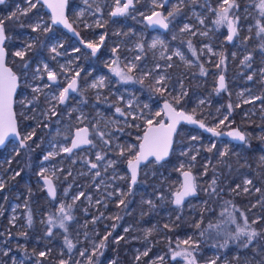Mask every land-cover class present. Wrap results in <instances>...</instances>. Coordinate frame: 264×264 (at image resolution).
I'll list each match as a JSON object with an SVG mask.
<instances>
[{"label":"rangeland","instance_id":"rangeland-1","mask_svg":"<svg viewBox=\"0 0 264 264\" xmlns=\"http://www.w3.org/2000/svg\"><path fill=\"white\" fill-rule=\"evenodd\" d=\"M133 5L129 11L123 15V19L120 22L114 23L111 21V13L116 8V0H82L81 4L71 8L68 13L71 15L73 20L78 24L79 22L86 20L84 23L87 25L88 29L95 30L97 42H99L100 50L102 52L101 56V72L99 76H96V83L103 81L102 86L98 84L96 87V104H98V118L93 126L94 141L97 145L95 150V163L102 165V167L107 168L109 161H115L111 166L110 172L107 175L101 176V185L99 190H92L89 193H85L80 197L79 200L75 202V205L71 209L72 220L66 221V225H73L75 235L69 240L73 244V248L69 251L67 245L65 244V238L68 239V231L65 229L58 228V226L52 227L53 236H55L59 242L57 244L58 256H60V261L73 260V264H86L88 258L93 254L94 247L97 245L95 242V236L101 230H104L108 226V221H114L118 216V211L115 209L119 204V201L123 199L126 195H121V193L129 192V175L127 173L128 160L132 159L138 149L140 139L142 137L141 132L144 131L148 125L145 123V118H150L153 121V125L156 121H161L163 117L161 104L163 102L159 101L160 98H165L170 96L175 98L180 96V99L189 92L190 85L194 82L198 90L193 91L192 102L194 103L193 108H195L198 113L206 114L207 108L211 106V101L214 100L215 96L219 94L216 91L217 78L221 76L218 74L213 66H220V57L222 54L223 47L225 48V37L227 36V26L221 25L217 26L213 23L216 19L217 9L222 2V0H213L217 2L213 4L211 0H184L181 5L179 0H170L167 6L162 5V0H156L157 4L161 7H155L153 0H133ZM242 0H236V2H241ZM247 1V0H243ZM32 3L37 4V0H31ZM121 1V6L123 5ZM256 0H251L243 3L240 7L232 9V13L235 16H239L238 22V34L241 32L242 39L238 44H233L229 58L227 61L228 69L225 74L226 90L221 92H226L230 94L234 101L235 106L239 105V123L245 128V132L248 138H254L255 140L264 141L260 138L264 136V74H262V69H264V51H261L260 45L264 43V40L258 38L255 34V23L257 18V10L253 7ZM29 7L28 0H24L23 4L16 3L14 5V10L19 14L22 11H26ZM179 7L180 10L185 11V17L178 21L172 20L169 17L166 21L169 24L168 31L166 33H161L159 31L150 32L143 22V18L150 16L152 12L158 11L162 16H167L169 12L173 11L174 8ZM43 8V7H42ZM99 9V11H97ZM29 12V11H28ZM27 12V13H28ZM23 16V15H22ZM204 23L201 24L200 20ZM128 20L134 22V27L129 25ZM41 22L44 25H48L52 28L50 23V16L43 9L42 11L35 13L31 17L30 25ZM98 22L101 26H97ZM135 24L139 27L138 33H135ZM185 24L189 25V30L182 32L181 29ZM107 27V29H106ZM251 27L252 31H249ZM31 29V27H30ZM46 33L44 31H41ZM195 32L196 35H192ZM201 33H206V35H201ZM130 34L134 35V39L131 41ZM105 37L104 41L100 42V36ZM223 36H225L223 38ZM249 37V40L245 42L244 38ZM24 44L33 43V38L30 35L24 34L23 38ZM189 42H191L192 48H189ZM27 43V44H26ZM156 44L155 48L151 45ZM243 43V46L241 45ZM25 45H20L15 48L11 54L6 53V61H14L17 57L13 55L14 52L24 50ZM60 45L59 40L51 39L48 44V51H51L53 46L58 47ZM138 45H145L146 48L144 53L148 54V62L141 70L136 71L133 69L128 72V69L124 67L129 58L126 52L129 50L140 51ZM113 48L116 49L115 54L113 53ZM212 50L209 51L208 49ZM193 50L195 55H193ZM179 52L180 55H176ZM250 55L251 59L246 61L244 64L241 63L244 57ZM140 54H135L133 57V62L137 59L136 57ZM171 57V59H169ZM131 60V58H130ZM159 65V67H157ZM171 65V67H169ZM201 67L204 69V74L201 75ZM116 68L124 72L132 79L125 81L117 76L111 69ZM172 69V70H171ZM164 76L165 80L163 83L166 85L161 92H157L154 89L159 87L156 84V80ZM248 76H252L251 80ZM189 80V81H188ZM190 82H192L190 84ZM165 95V96H164ZM256 97H261V99H255ZM22 101L26 104L25 92H22ZM203 101V103H201ZM245 101H249L245 103ZM169 102V101H166ZM170 103V102H169ZM147 105V107H145ZM120 108L125 115L121 116L116 109ZM222 104L218 105L213 112V118L215 120L213 127L216 128L219 121L225 116H228L227 112L222 110ZM161 112L160 116H156L155 113ZM194 115V114H193ZM192 117L194 118L195 115ZM27 117V115H25ZM141 116V119H134V117ZM195 119V118H194ZM164 121V120H162ZM199 122H201L199 120ZM233 123L232 119L225 121L224 124H219V127H227ZM182 131V130H181ZM229 130H225L222 133H226ZM104 133L103 139H101L99 133ZM182 133L187 136L186 146H178L176 151L177 161L173 163L172 168L176 173H182L183 171H191L193 168L192 157H187V151L192 152L195 155L202 153L201 141L202 138L199 134L193 133L189 135V131L183 130ZM196 137V139H193ZM107 140L106 144L104 141ZM180 144V140H178ZM215 141L206 139L202 146L207 149L212 148ZM221 146L220 152L228 149L231 145L226 140H219ZM99 147V150H98ZM103 149L110 153L112 156L101 163V161H96V156L99 153L101 156L104 155ZM17 148L14 146L6 149L0 155V181L4 182L3 169L7 167L10 159L16 153ZM62 151V150H61ZM124 152L121 156L120 153ZM63 153V151H62ZM264 157V152L260 151L258 156V168L253 169L252 175L248 176L246 172L244 179L242 180L243 189L248 187L249 191L242 192L248 193L250 195H255L261 190L256 187L253 178L258 174L262 175V180L264 183V161L261 160ZM65 160V159H64ZM70 163L74 162L75 159H68ZM183 165V167H181ZM86 166V165H85ZM149 168L148 165L144 166L141 170L143 174ZM12 169V168H11ZM41 171V170H40ZM45 171L51 173L58 179L59 170L56 169V164H50L45 167ZM14 170L8 172V176L15 174ZM247 175V176H246ZM251 180V185H245V180ZM176 179H173L175 183ZM207 185V183H206ZM84 188L82 184L80 189ZM73 184L67 183L66 188L62 190L60 194V199L57 203L53 204L51 209L53 221L55 217L58 216V209L61 203L68 205L73 201V197L79 195L80 192L76 190L73 192ZM180 188V182L176 185L175 193ZM67 189V194L65 190ZM86 189V187L84 188ZM259 189L260 191H256ZM146 195L145 191L141 189L138 193ZM112 193V195H109ZM173 196V195H172ZM19 198L18 195H15ZM151 200L153 203L156 198L144 197L141 207L136 213V223L139 228V237L141 236V242L143 243L142 249H136L135 259L136 264H141V260L145 257L142 255L145 251L150 252L151 248L161 242H169L167 230L165 225L170 226L177 218L178 213L176 210L170 209L166 204L165 200L160 201V209L163 214V222H158L154 216L149 215V209L152 207L145 201ZM172 202V197L169 198ZM99 201V203H97ZM117 201V202H116ZM256 206H259L258 200H254ZM26 203L13 201L9 206L7 212V221L11 226L15 225V231H23L27 227L28 214L22 213L21 209ZM3 203H0V216L4 214ZM173 204V203H172ZM174 207V205H172ZM255 206V207H256ZM194 205L192 203H187L184 208L189 210L191 215L195 211ZM44 214V213H43ZM95 217L99 219L94 221ZM44 215L42 219L39 220L40 229L42 230V236H39L37 240L45 241L44 236ZM49 218V217H47ZM58 222V221H57ZM42 223V224H41ZM46 223V221H45ZM55 223V222H54ZM57 224V223H55ZM112 226H110V229ZM264 231V227L262 228ZM104 232V231H103ZM109 232L104 233L107 235ZM222 230L219 228L212 233L210 237L213 242L218 243L222 238ZM6 237L0 240V264H22V258L15 252V245L17 240L10 242L7 237L8 229H6ZM87 234L89 237L87 238ZM192 238L193 242L196 239L195 234L190 232L183 239ZM153 238L155 240H153ZM182 240V241H183ZM89 241L87 247H85V242ZM177 242V241H176ZM178 245V243H176ZM21 246V245H20ZM181 246V245H180ZM36 248V247H35ZM174 250H169L170 255H166L164 252H157L152 257H148L145 260V264H153L157 261L158 257L163 256L164 261L172 260L173 251H181L183 248L177 247ZM40 252H43L42 250ZM85 252L84 256L80 253ZM5 253H7L5 255ZM209 259L216 260L220 258V253L214 252L213 250L209 253ZM137 256L140 259L137 260ZM181 257H176L173 260H180V264H186L185 260H181ZM257 264L255 258L251 255L245 256L241 263L239 264ZM233 264H238L234 262Z\"/></svg>","mask_w":264,"mask_h":264},{"label":"trees","instance_id":"trees-1","mask_svg":"<svg viewBox=\"0 0 264 264\" xmlns=\"http://www.w3.org/2000/svg\"><path fill=\"white\" fill-rule=\"evenodd\" d=\"M23 1L24 0H4L3 3H0V20H4L6 35L9 37V39H7L4 43V48L8 54H11V52L20 45L22 35L28 33L33 35L37 40V46L35 47V51L33 53H44L47 49L48 37L52 34H61V30L59 28L52 27V30L48 33H43L41 31L33 32L29 27V23L31 22L30 19L35 13L42 11L43 8L39 3H37L36 7L29 11L27 15H19L14 10V5L16 3L23 4ZM211 1L213 4L217 3L213 0ZM248 1L251 0H242L241 2H236V4L240 7L243 3ZM81 2L82 0H66L67 12L71 8L80 5ZM13 12L18 14V18L13 20L7 19ZM185 15L184 10H179V12L172 17V20H174L175 23L176 20H182ZM225 44L227 47L224 49L220 57V59H223V63H220L219 67L213 66L215 71L220 75L225 74L228 69L227 61L231 52V46L228 45L226 41ZM29 54L31 53L27 51L25 58L22 61L16 60L19 61V65L18 63H15V61L10 62V60H7V65L10 66L14 73L19 74L20 72H28V69H25L21 62L25 63L26 60H33L35 58L29 57ZM19 66H22L21 70H19ZM191 83L192 82H190V84ZM190 86L189 92L183 97V99H180L179 104H176L174 98H171L170 96L160 98L159 101H169L173 107L176 108V110H181L186 114H194L195 120H200L206 127L209 128H214L213 124L215 120L213 118V112L218 105L222 104V110L227 112L229 119H232L233 123L227 127L222 126L217 131L224 132L225 130L237 127L240 131L245 132V128L239 123V108L235 106L236 103L230 94L226 92H219V94L215 96L214 100L211 101V106L207 108V113L201 114L193 108L194 103L192 102L193 91L198 90V87L194 82ZM229 105L232 106L231 113H229ZM181 130L189 131V135L197 133L202 138L200 143L202 150L201 154L198 152V155H195L192 152L187 151V157H190L191 155H194L195 157V160H191L194 165L190 172L194 175L198 191L197 199L190 201V203L195 206V211L192 215L189 210H185L184 206L186 204L181 208H176L172 206L173 202H170L169 200L175 191L176 185L180 182V173H176L172 168L173 163L177 161V147L180 145H187V136L184 135ZM207 138L215 141L212 136L194 127H187L183 125L179 127L175 134L172 150L168 160L163 164H154L150 162L147 164L149 168L146 169L147 172L145 174L140 171L138 181L133 187H131L132 191L130 193L128 192V194L123 198L126 206L119 205L115 208L117 209L118 216L120 218L118 220L115 219L112 222L109 220L108 226H106L104 230L99 231L95 236V242L98 245L106 236L104 233L111 232V236H109L106 246L99 249L96 252V255H91L93 264H110L111 261H115L116 264L137 263L135 259V250L142 249L143 243L141 242V236L139 237V228L136 223V213L141 207V203L145 196L147 198H156V201L153 203L154 207L152 206L149 209V215L158 219V222H163L162 220H164V213H162L160 209V201L162 200L160 198L161 196L163 197V200L166 201L165 204L170 209L177 211L179 218H177L167 228L165 227L169 242L155 244L151 248L148 255L141 260V264H145V260H147L148 257H152V255L157 252H164L166 255H170L169 250H178L176 248V243L182 241L190 232H193L196 235V239L194 240L196 250L193 254L197 259V264H209L210 259L208 257L210 255V251L213 250L214 252H220V245L213 242L210 238L211 232L216 231L221 224L223 215L222 209L226 201H229L233 207L241 208L245 211H247L253 203V196L242 192V180L244 179L246 172L249 173L247 174L248 176H251L253 169L258 168L257 160L259 152H264V141L248 138L247 144H231L227 149L228 155L221 158V146L219 141H215V147L212 148V151H208L206 147L202 146V143ZM178 140H180V144ZM1 154L2 150H0V155ZM30 158L31 154L28 149V143H26V148H20L18 155L14 156L10 163L16 172L19 171L20 175L15 176V179L12 178L14 175L8 177L5 188L0 189V203H3V209L5 211V213L0 216V240L1 238L6 237L5 233L6 229H8L9 236L7 239L10 242L13 240L18 241L15 245V252L22 258V264H38V261L39 264H60V256L57 254V244L59 240L53 236V233L50 238L45 241H40L37 240V238L42 235V230L38 225L28 223L27 227L24 228L23 231L21 230L20 232H16L15 225L11 226L7 221L9 206L13 201H16L17 198L15 195L19 193H21L23 199L28 203L26 211H30L29 196L32 197L29 192V182L31 183ZM206 165L207 171L205 169ZM214 176L217 178L215 189L218 195L211 194V189L208 187ZM174 178L176 179L175 183L173 182ZM253 181L255 186L257 184L261 186V193L264 194L262 175L258 174L253 178ZM237 185L240 187L237 188ZM141 189L145 191L146 195L140 192L138 193ZM197 223L200 224V228L196 227ZM113 224H116V228L110 229V226ZM209 224H215L217 227L209 228ZM125 228H128L129 231L125 232ZM205 229H207V231H205ZM67 231L69 240L75 235L73 225L67 226ZM201 232H204L203 236L201 235ZM88 237L89 235L87 234V238ZM119 237H123V239H121L119 243H116V240ZM153 240L155 239L153 238ZM263 243L264 240L260 241L258 248L251 249V252L257 255L259 260V263L257 264H264V251H261V249L264 248ZM88 245H90L89 241H86L85 247ZM180 247L183 249L185 248L184 245H181ZM41 250L46 253L44 257H40L38 255ZM180 259L183 260V257ZM216 261L217 264H222L221 258L216 259ZM67 264H73V260L67 261ZM86 264H88V261ZM163 264H180V260L170 259L165 261Z\"/></svg>","mask_w":264,"mask_h":264},{"label":"flooded vegetation","instance_id":"flooded-vegetation-1","mask_svg":"<svg viewBox=\"0 0 264 264\" xmlns=\"http://www.w3.org/2000/svg\"><path fill=\"white\" fill-rule=\"evenodd\" d=\"M65 11H66V18L68 22L72 25L74 32L68 33L62 31L59 28L61 30V34L59 35L52 34L51 36L48 37V41H47V44L50 43L51 39L60 41V45L56 47L57 52H59L60 55L48 51V45L44 53H38V52L33 53L35 51V47L37 46L36 44L37 40L33 35L29 34L30 37L33 38L32 48L30 50L27 49L26 45L24 44V39H22L20 45H25V49H26L25 52L27 51L30 52L31 54H29V57H33V58L35 57V58L33 60L30 59L26 60V63L29 66L27 68L28 72H23V73L20 72L19 74L15 73L18 76V86L14 96L13 111L17 121V131L19 132L21 138L27 136L31 132L35 133L31 139L26 141V143H28V149L31 154V158H30L31 183L29 182V187H30L29 192L32 195V197L29 196L30 211H26V208L28 207L27 206L28 203L26 200H25L26 203L23 205L21 211L23 214L24 212L28 214L27 223H29V217H31V223L34 225H38L39 227H40L39 220L42 219L44 215L46 216V218H44V225L41 223L42 227H44V231H45L44 236L46 237V239L51 237V235L50 236L47 235L49 228V224H48L49 218L53 220L52 215L49 214V210L51 213H53L51 210L53 208V204L59 201L60 194L62 190L66 188V184L68 182L73 184V188H72L73 192L75 191V187H76V190L80 193L82 192V190L85 193H89L92 190H96V187L100 188L97 185L98 184L101 185L100 184L101 176L102 175L108 176L111 169V167L105 168L102 167V165H99L97 169H91L90 164L88 163L94 161L95 150L97 149V145L95 144L94 141L95 136L93 133V126L99 116L98 115L99 106L98 104H96V88L91 87V85L93 83H96V76L97 75L99 76L101 72L102 52L99 47L96 55L93 56L91 54V49L86 48L83 44L80 43L81 40H84L85 42H93L99 44V42H97L96 39L95 30L88 29V27H86L84 24L87 19L79 22L78 24L75 20H73L71 15H69V13L67 12V6L65 8ZM122 16H111V21H115L114 23L120 22L123 19ZM144 19L145 18H143V22ZM128 23L129 25L134 27V22L128 20ZM141 27L142 26L139 27L137 24H135V30H136L135 33H138V29H140ZM75 33H79V36H77ZM130 35H132L131 36L132 39L129 42V44H131L132 40L134 39V35L133 34ZM224 37L225 36H223V38ZM241 39H242V35L240 32L237 37H234V40L231 43H229L226 40L225 41L232 48V45L240 43ZM224 45L226 48L227 47L226 44ZM241 45L243 46V43ZM141 46H142V50L140 48L139 52L134 50H129L126 52V55L129 58V60L124 65L126 69H127V65L134 64L135 65L134 69L138 71L141 70L143 67H145V65L147 64L148 54L144 53L146 46L145 45H141ZM76 48H79L80 51L79 52L74 51V49ZM225 48L223 47L222 52L224 51ZM135 54H140L139 56L140 59L133 62L132 60ZM5 60H6V53H5ZM16 60L22 61L21 58H16L14 61L15 63H18V65H19V61ZM21 64L24 65L25 63L21 62ZM44 64H47L50 70L57 73L58 75L57 84H51V82L47 80L46 72L41 71L40 73H36L37 68L39 67L42 70ZM6 65H7V61H6ZM22 66H19V70L22 69ZM8 67L9 69H11L10 66ZM77 72L80 73L79 77H77V91L76 92L70 91L68 95V99L64 104H59L57 101L52 100L51 97L53 95L58 96L59 92L64 87H67L68 83L75 76ZM34 73H36L35 79L33 78ZM45 83L51 84V87L44 88L43 85ZM37 86H39L42 89V91L40 93H33L32 88ZM216 86H217V82H216ZM22 92H25L26 104L27 101L33 100V103L27 104L26 108L21 104ZM37 96L38 99L34 100V97ZM53 105L55 106V111L57 115H51L49 111V109ZM25 115H27V118ZM161 118L162 120H164V122H166L164 116L163 117L161 116ZM82 128H86L88 130V139L92 143L85 145L83 144V147H81L80 149H74L73 152L70 154L66 152L62 153L61 150L63 147H69V148L71 147L72 139L74 138L77 129H82ZM232 129H228V130L230 131ZM237 129L239 130V128ZM198 130L204 132V129H198ZM144 131L141 132V135H143ZM223 136L224 135H220L218 138H214V137L213 138L215 139V141L216 140L219 141L222 139L226 140L224 139ZM230 144H234V143H230ZM12 146L17 148L16 153L12 156V158L18 155L20 148L22 149L26 148V146L21 147L20 140H18V141H8L6 145L0 150L4 152L6 151V149ZM103 152H104L103 155L104 160H102L101 163L108 160L112 156L110 153H107V151L104 149ZM49 153H55V155L49 160L45 161L43 157ZM12 158L10 159L7 167L3 169V173L5 176L3 183L5 186L8 181V177L15 175V174H12L10 176L7 175L8 172L14 170V167L10 165ZM71 158L75 159V161L72 163H70V161L68 160ZM50 164H56V169L59 170V173L57 174L58 179L55 178V176L51 173V171L49 173L45 171V175L52 179L53 186L56 190V196L54 197V199H51L49 197L46 191V186L43 183V179L41 178L40 175H38L41 169H45V167ZM97 171H99L100 173L99 176H95V173ZM82 184L84 185V188L86 187V189H84L83 187L82 189L79 188L81 187ZM256 187H259L261 190L260 185L257 184ZM17 195L19 196V198H17L16 201L19 203H23L24 199L21 196V193ZM197 197L195 199H197ZM254 200L256 201L258 200L259 206H256L257 203L254 202ZM263 209H264V194L261 193V191L253 195V203L251 204V206L248 208L247 211L241 208L233 207L229 201H226L224 203L222 209L223 210L222 221L220 224V228L223 232L222 238L220 240L221 243L220 245L224 244L225 240H227L228 243L225 247H221V250L219 252L220 258L222 260V264H233L234 262H237L239 264L242 262L244 257L248 255L253 256L257 261V263H259L257 255L251 252V249L258 248L260 241L264 240V236H263L264 231H262V228L264 227ZM242 213L243 215H241ZM245 219L247 220L248 225L250 226L251 229H255L258 233H260V235L256 236L253 239L252 243L249 244L247 248L242 246L243 242L246 240V237H241L240 240L230 239L231 234L235 233L236 228L238 226L244 227ZM233 220L235 222H233ZM57 221H58L57 217H55L54 222L58 224ZM253 221H256V223H252ZM213 232H211V236ZM261 251H264V248L261 249Z\"/></svg>","mask_w":264,"mask_h":264},{"label":"snow or ice","instance_id":"snow-or-ice-1","mask_svg":"<svg viewBox=\"0 0 264 264\" xmlns=\"http://www.w3.org/2000/svg\"><path fill=\"white\" fill-rule=\"evenodd\" d=\"M4 0H0V3H3ZM29 7L26 11H22L19 13V15H27L28 11H31L33 8L36 7L35 3H32L31 0H28ZM179 3L182 5L184 3V0H179ZM153 4L155 7H161L160 4L156 3V0H153ZM66 5V0H57V3L53 4L50 2L47 3V6L49 8H52L53 10V15H52V24H62L65 28H67L70 32H74V29L72 28V25L68 22L67 18L65 17L64 14V9ZM133 5V0H127L126 3H123L121 6V0H116V8L115 10L111 13L112 16H122L125 15L129 9ZM238 5L236 4V0H222L220 3L219 7L215 9L214 11L216 12V19L213 21L214 24L217 26L221 25H226L227 26V36L225 37L226 41L232 42L234 40V37L238 36V22L240 17L235 16L232 13L233 8H237ZM253 7L257 10V18H256V23H255V34L258 38H261L264 40V0H256V3L253 5ZM179 7H176L173 9V11L169 12L167 16H162L160 12L154 11L150 16L145 17L147 19L148 23L150 25H159L162 28H167L168 23L166 21L168 20L169 17H173L175 14L179 12ZM99 11V9H97ZM18 14L16 12H13L11 16H9L7 19L13 20L17 19ZM200 23L203 24L204 21L201 19ZM23 26V25H22ZM97 26H101L98 22ZM31 30L33 32H38V31H44V32H50L52 29L48 25H44L41 22L34 23L30 25ZM87 27V25H86ZM189 30V25L185 24L183 28L181 29L182 32L188 31ZM249 31L251 32L252 29L251 27L249 28ZM77 36H79V33H75ZM192 35H196L195 32L192 33ZM201 35H206V33H201ZM9 39V37L6 35V29H5V24L4 20H0V145H3L5 143V139L7 137L15 136L16 139L20 140V146L25 147L26 146V141L31 139L32 136L35 134L34 132L29 133L27 136L21 138L19 132L17 131V121L15 118V114L12 111V105H13V93L16 92L17 86H18V76L9 68L5 67L4 65V57H5V48H4V43L5 41ZM105 37L103 35L100 36V42L102 43L104 41ZM245 42L249 40V37L244 38ZM81 44H83L86 48L91 49V54L93 56L96 55L100 45L97 43L93 42H85L84 40L80 41ZM156 44L154 43L151 45V47L155 48ZM27 49L30 50L32 48V44H28ZM137 47H140L142 50V46L138 45ZM189 48H192L191 42H189ZM261 51H264V43L260 45ZM209 51L212 49L209 48ZM51 51L56 53L57 55H60L59 52H57V49L55 46L51 48ZM74 51L79 52L80 49L76 48ZM113 53L115 54L116 49L113 48ZM13 55L20 57L21 60L24 59L26 52L24 50L16 51L13 53ZM176 55H180L179 52L176 53ZM193 55H195V51L193 50ZM137 60L140 59L139 56L136 57ZM171 59V57H169ZM251 59L250 55H247L244 57V60L241 61L242 64H244L246 61H249ZM220 63H223V59H221ZM25 69L28 68L27 63L23 65ZM135 65L134 64H129L127 65L128 72H131L134 69ZM159 67V65H157ZM171 67V65H169ZM219 67V65H217ZM112 71L115 72L117 76H120L122 80L128 81L131 80L132 77L128 76L124 72L120 71L119 69L113 68L111 69ZM41 71L47 73V80L51 82V84H57L58 83V75L56 72L50 70L48 68L47 64H44L43 69L41 70L39 67L36 70V73H40ZM262 74H264V69L261 70ZM36 73L33 74V78H36ZM204 74V69L201 67V75ZM80 73L77 72L75 76L70 80L68 83L67 87H64L60 92L59 95H53L51 97L52 100L57 101L59 104H64L66 100L68 99L69 92H76L77 91V77H79ZM253 77L248 76V79L251 80ZM165 80L164 76H160L156 80V84L159 85V87H156L154 90L157 92H161L163 88L166 87V85L163 83ZM51 84L45 83L43 85L44 88H49L51 87ZM102 86L103 81H99L98 83H93L91 87L96 88L98 86ZM221 90H226V85H225V78L223 75L219 77L218 80V87L216 89L217 92ZM33 93H40L42 89L37 86L32 88ZM38 99L37 97H34V100ZM255 99H261V97H256ZM175 103L179 104L180 103V96H177L174 98ZM249 101H245V103H248ZM33 100L27 101V104H32ZM203 103V101H201ZM21 104L26 108L27 104H25L24 101H21ZM147 107V105H145ZM239 107V105H237ZM232 106L229 105V113H231ZM51 115H57L55 111V106L53 105L49 109ZM116 111L121 115H125L123 111H121L120 108H117ZM164 114L167 115L168 117V122L165 123L164 121H156V125L153 126V121L150 118H145V123L148 125V128L145 130L143 137L141 138V144H140V150L139 152L136 153V155L128 160V168L131 172V184H135L137 182V169L138 166L142 161H147L149 157H154L155 162L159 163L160 161L164 160L165 157L168 156L169 154V148L172 145V137L173 134L177 131V124L180 123L181 120L186 121L191 124H197L199 123L200 128H204L206 131L211 132L213 136H220V135H227L232 137L234 140L243 142L244 144H247L248 142V137L246 134L242 133L238 129H233L229 131L228 133H222L220 131H217V128L219 127V124H224L225 121L228 120V116H225L222 120L219 121V124L217 125L216 128H209L206 127L203 122H198L191 115H186L183 111H177L176 108L173 107V105L169 102H165L164 104ZM47 115V113H46ZM156 116H160L161 112L155 113ZM27 118V117H26ZM141 116L134 117V119H141ZM101 139L104 137V133H99ZM193 139H196V137H193ZM261 140H264V136L260 138ZM106 144L108 143L107 140L104 141ZM92 143L88 139V130L86 128L82 129H77L74 138L72 139V145L71 147H63L62 151L66 153H71L73 149L79 147L82 144H90ZM215 147V144L212 145V148ZM212 148L207 149L208 151H212ZM55 155V153H49L43 157L45 161L49 160ZM121 156L124 155V152L122 151L120 153ZM228 155V150L227 148L220 152V157L224 158L225 156ZM193 160H195V157H192ZM104 160V157L101 156L99 153L96 156V161H102ZM261 160L264 161V157H261ZM90 164L91 169H97L98 163L95 162H88ZM115 161H109L107 166L111 167ZM183 167V165L181 166ZM205 169L207 171V165L205 166ZM70 174V173H69ZM20 175L19 172L15 173V175L12 177L15 179V176ZM38 175L41 176V178L44 181V185L47 187L48 195L50 197H55L56 196V190L53 186L52 179L48 176L45 175V169H41L40 173ZM100 173L97 171L95 173V176H99ZM183 175V183L180 185V188L173 193L174 200L172 201L175 205L180 206L184 199L188 196H194L196 195L197 192V184L195 182V178L191 174L190 171H184L182 173ZM217 184V178L214 176L212 181L209 184V188L211 189V194H216V189L215 185ZM245 185H251L252 181L251 180H245L244 181ZM5 187L4 183L0 181V189H3ZM240 186L237 185V188ZM132 191L131 185L129 186V193ZM207 191V190H206ZM244 192H248L249 189L248 187H244L243 189ZM256 191H260L257 189ZM65 194H67V189L65 190ZM84 193L81 192L79 195L73 197V201L71 204L65 205L61 203L58 211V224H55L54 221L49 218L48 224V232L47 235H52V227L53 226H58L61 229H65L67 231V225L66 221H70L73 219L71 215V209L75 205V202L80 199L81 196H83ZM109 195H112V193H109ZM121 195H127V193H121ZM163 199V197H160ZM99 203V201H97ZM145 203L149 204L150 206L154 207V204L151 200L145 201ZM120 205H125V200L121 199L119 201ZM119 206V205H118ZM243 215V213L241 214ZM120 217L117 216L116 219L118 220ZM179 218V217H178ZM99 219V217H95L94 221ZM233 222H235L233 220ZM252 223H256V221H253ZM29 224H31V217H29ZM167 228L168 225H165ZM197 228H200V224H196ZM217 227L216 225L209 224V228H215ZM112 228H116V224L112 225ZM125 232L129 231L128 228L124 229ZM207 231V229H205ZM201 235H204V232H201ZM260 235L255 229H251L250 226L248 225L247 220L245 219V224L244 227H237L236 231L234 234H231L230 239L232 240H240L241 237H246V240L243 242L242 246L247 248L249 244L252 243L253 239ZM111 236V232H109L101 241L98 245L94 247L93 255H96V252L99 249H102L106 246V242ZM123 239V237H119L116 240V243H119L120 240ZM228 241L225 240V243L220 245V247H225L227 245ZM65 244L67 245L69 251L73 248V244L71 243L70 240L65 238ZM180 245H184L185 248L182 249L181 251H173L172 252V257L175 259L176 257H183L185 260L186 264H197V259L194 256V251L196 250V245L193 242L192 238L189 237L188 239H185L183 241H179L177 247L179 248ZM7 253H5L6 255ZM102 254V253H101ZM40 257H44L46 255L45 252H40L38 254ZM81 256L85 255V252L80 253ZM142 255L147 256L148 251H145ZM140 259V256H137V260ZM164 257H158L157 261H154L153 264H163ZM39 264V261H38ZM60 264H67L66 261L61 260ZM88 264H93L92 257L90 256L88 258ZM110 264H116L115 261H111ZM209 264H217V261L211 260Z\"/></svg>","mask_w":264,"mask_h":264},{"label":"water","instance_id":"water-1","mask_svg":"<svg viewBox=\"0 0 264 264\" xmlns=\"http://www.w3.org/2000/svg\"><path fill=\"white\" fill-rule=\"evenodd\" d=\"M37 1H38V3L43 7V9L45 10V12H47V14L50 16V22H51V24H52L53 10H52V8H49V7L47 6V3L49 2V0H37ZM121 1H123L124 3L127 2V0H121ZM169 1H170V0H162V5H163V6H167L168 3H169ZM50 2L53 3V4H55V3H57V0H50ZM65 8H66V5H65ZM64 14H65V17H66V11H65V9H64ZM144 23L146 24V26H147V28H148V30H149L150 32L159 31V32H161V33H166V32L168 31V28H169V25H168L167 28H162V27H160L159 25H150V24L148 23L147 19H144ZM166 23H167V22H166ZM52 26L57 27V28H60L62 31H65V32L70 33V31H69L67 28H65L62 24H52ZM229 43H231V42H229ZM4 65H5V67L9 68V67L6 65L5 57H4ZM219 77H220V76H219ZM219 77H218V79H217V86H216V89H217V87H218V80H219ZM14 96H15V93H13V101H14ZM165 102H166V101H164V102L161 104V109H162V115L164 116V118H165V120H166L165 123H167V122H168V117H167V115L164 114V104H165ZM12 111H13V105H12ZM177 111H181V110H177ZM13 113H14V111H13ZM184 113H185V112H184ZM185 114H186V113H185ZM186 115H188V114H186ZM182 125H185V126H187V127H194V128H196V129H204V128H200V127H199V123H197V124H191V123H188V122H186V121L181 120L180 123L177 124V130H178V128H179L180 126H182ZM153 126H155V125H153ZM147 128H148V127H147ZM147 128H146V129H147ZM146 129H145V130H146ZM234 129H237V128H234ZM232 130H233V129H232ZM230 131H231V130H230ZM144 132H145V131H144ZM176 132H177V131H176ZM176 132L173 134L172 141H174V137H175ZM204 132H205L206 134H208V135L214 137V138H218V137H219V136H213L211 132H208V131H206L205 129H204ZM228 132H229V131H228ZM228 132H227V133H228ZM143 135H144V133H143ZM143 135H142V137H143ZM223 137H224V139H226V140L229 141L230 143H234V144H241V143H243V142H240V141L234 140L232 137L227 136V135H224ZM8 141H18V139H16L15 136H11V135H10L9 137H7V138L5 139V143H4L3 145H0V149H2V148L6 145V143H7ZM140 144H141V141H140V143H139V145H138L137 152H139V150H140ZM84 145H85V144H84ZM172 145H173V142H172ZM172 145H171V147L169 148V154H168V156L165 157L164 160L160 161L159 163H156V162H155V158H154V157H149L147 161H142V162L140 163V165L138 166V169H137V181H138V178H139L140 171H141V170L143 169V167L146 166L148 163L152 162V163H154V164H163V163H165V162L168 160L169 155H170L171 150H172ZM81 147H83V144H82V146H79V147H77V148H75V149H80ZM73 150H74V149H73ZM73 150H72V152H73ZM72 152H71V153H72ZM69 154H70V153H69ZM183 172H184V171H183ZM183 172H182V173H183ZM127 173H128V175H129V184L131 185V187H133L136 183H135V184H131V172H130V170H129V168H128V165H127ZM182 173L180 174V185L183 183V179H184ZM191 174H192V173H191ZM192 175H193V174H192ZM193 177H194V175H193ZM43 183H44V181H43ZM46 191H47V187H46ZM47 193H48V191H47ZM197 196H198V191L196 192V195L186 197L180 206H177V205H175L174 203H173V205H174V207H176V208H181V207H183L185 204H187L190 200L195 199ZM49 197H50V196H49ZM50 198H51V199H54V197H50ZM173 200H174V196L172 197V201H173Z\"/></svg>","mask_w":264,"mask_h":264}]
</instances>
